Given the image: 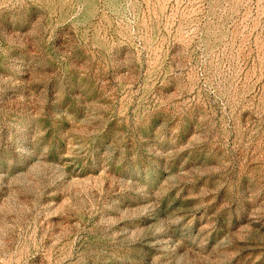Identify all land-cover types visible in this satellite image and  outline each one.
<instances>
[{
	"label": "rangeland",
	"instance_id": "rangeland-1",
	"mask_svg": "<svg viewBox=\"0 0 264 264\" xmlns=\"http://www.w3.org/2000/svg\"><path fill=\"white\" fill-rule=\"evenodd\" d=\"M0 264H264V0H0Z\"/></svg>",
	"mask_w": 264,
	"mask_h": 264
}]
</instances>
